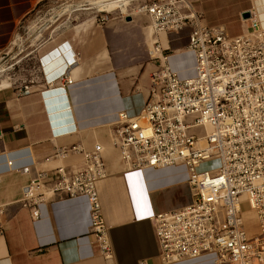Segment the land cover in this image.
I'll return each instance as SVG.
<instances>
[{
  "label": "crops",
  "instance_id": "0c3cea01",
  "mask_svg": "<svg viewBox=\"0 0 264 264\" xmlns=\"http://www.w3.org/2000/svg\"><path fill=\"white\" fill-rule=\"evenodd\" d=\"M43 1L0 0V51L18 24ZM254 1L264 20V0ZM244 10L235 13V21H222L223 16L234 15L225 13L209 24H223L228 34L237 35L249 25L241 18ZM128 16L110 15L105 22L89 17L60 28L44 42L40 59L47 72L59 56L69 65L72 82L64 89L47 95L56 86L51 84L27 95L0 96L4 139L0 149V264H138L142 259L154 264L159 248L148 216L190 202L185 165L127 169L111 137L118 112L138 114L148 95L158 64L149 55V40L168 50L169 65L179 78L195 75V57L187 48L190 28L156 32L150 19L129 16L126 20ZM52 96L58 99L57 111L47 101ZM65 127L69 131L53 132ZM73 145L86 151L101 147L106 176L96 182V188L110 240V260L100 255L90 234L85 195L46 193L34 205L38 210L34 217L32 203L21 193L29 177L10 171L27 166L32 173L44 171L53 177L57 166L80 167L81 152L55 155L57 148ZM244 214L248 229H253L252 215ZM206 256L212 264L211 255L172 264H199Z\"/></svg>",
  "mask_w": 264,
  "mask_h": 264
},
{
  "label": "built area",
  "instance_id": "2783aa9c",
  "mask_svg": "<svg viewBox=\"0 0 264 264\" xmlns=\"http://www.w3.org/2000/svg\"><path fill=\"white\" fill-rule=\"evenodd\" d=\"M186 8L188 12H184ZM247 27L230 35L223 24H209L184 0H152L138 5L154 31L178 33L188 26L187 48L195 57V75L181 79L168 62V50L153 41L149 55L158 60L140 112H118L111 130L114 146L127 169L183 164L188 170L190 202L148 216L158 254L154 264H172L203 255L212 264H264V21L252 2ZM100 22L107 16L101 14ZM59 56L52 71L42 67L39 87L72 82ZM20 87L17 96L32 93ZM69 131L54 129L55 134ZM4 147L0 128V149ZM81 152L82 166H57L54 176L30 168L10 171L27 175L22 198L34 206L46 193L85 195L90 234L100 255L112 258L96 182L106 176L101 147H60L55 155ZM245 204V210L242 205ZM252 213L248 229L245 212ZM138 264H149L142 259Z\"/></svg>",
  "mask_w": 264,
  "mask_h": 264
},
{
  "label": "rangeland",
  "instance_id": "374dc122",
  "mask_svg": "<svg viewBox=\"0 0 264 264\" xmlns=\"http://www.w3.org/2000/svg\"><path fill=\"white\" fill-rule=\"evenodd\" d=\"M112 1L115 0H106V2ZM150 1L152 0H128L123 6H119L116 1L115 5L110 8L101 7V0H45L41 2L18 24L9 43L0 51V96L16 94L24 85H31L32 88L40 86L43 76L40 59L44 51L43 44L48 38L56 35L60 28L72 26L89 17L98 18L101 14H105L108 18L116 14L145 17L149 21V16L137 11V7ZM184 1L207 23H215V20L221 19V15L225 13L234 15L223 16L222 21H235L238 18L235 13L242 8L247 10L254 2V0ZM183 11L188 12L186 8H183ZM152 42V39L148 42L149 49H152ZM242 209H247L245 204L242 205ZM246 212L252 215L249 210ZM207 258V256L202 258L203 261L199 264H210Z\"/></svg>",
  "mask_w": 264,
  "mask_h": 264
},
{
  "label": "water",
  "instance_id": "95a60500",
  "mask_svg": "<svg viewBox=\"0 0 264 264\" xmlns=\"http://www.w3.org/2000/svg\"><path fill=\"white\" fill-rule=\"evenodd\" d=\"M249 16H250V13H249V11L248 10H244V11H242V13H241V18L242 19H247V18H249ZM126 20H130V17L128 16L127 18H126ZM52 92L50 91V93H47V95H49V94H51ZM48 103L49 104H51V105H54V110H56L57 111V109L58 108H60L59 106H58V99L56 98V97H49L48 98Z\"/></svg>",
  "mask_w": 264,
  "mask_h": 264
},
{
  "label": "bare ground",
  "instance_id": "6f19581e",
  "mask_svg": "<svg viewBox=\"0 0 264 264\" xmlns=\"http://www.w3.org/2000/svg\"><path fill=\"white\" fill-rule=\"evenodd\" d=\"M118 1L119 3V6H123L127 3L128 0H115V1H112V2H106V0H101L102 4H101V7H106V8H110V7H113L115 4V2ZM256 4L257 2L254 1ZM80 6V5H79ZM259 9V7H258ZM261 15H262V12H261ZM259 16H260V11H259ZM261 18V17H260ZM262 19V18H261ZM264 21V20H263Z\"/></svg>",
  "mask_w": 264,
  "mask_h": 264
}]
</instances>
